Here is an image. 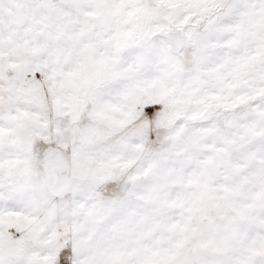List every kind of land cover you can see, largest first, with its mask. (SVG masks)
Here are the masks:
<instances>
[{
	"label": "snow or ice",
	"instance_id": "obj_1",
	"mask_svg": "<svg viewBox=\"0 0 264 264\" xmlns=\"http://www.w3.org/2000/svg\"><path fill=\"white\" fill-rule=\"evenodd\" d=\"M0 264H264V0H0Z\"/></svg>",
	"mask_w": 264,
	"mask_h": 264
}]
</instances>
